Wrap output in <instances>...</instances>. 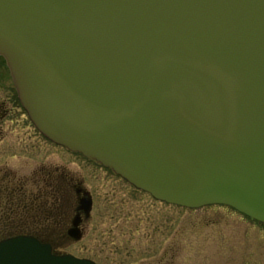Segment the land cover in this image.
Segmentation results:
<instances>
[{
  "label": "water",
  "instance_id": "1",
  "mask_svg": "<svg viewBox=\"0 0 264 264\" xmlns=\"http://www.w3.org/2000/svg\"><path fill=\"white\" fill-rule=\"evenodd\" d=\"M0 57L50 141L264 225V0H0ZM0 264L95 262L18 235Z\"/></svg>",
  "mask_w": 264,
  "mask_h": 264
},
{
  "label": "rangeland",
  "instance_id": "2",
  "mask_svg": "<svg viewBox=\"0 0 264 264\" xmlns=\"http://www.w3.org/2000/svg\"><path fill=\"white\" fill-rule=\"evenodd\" d=\"M9 71L0 57V103L13 97ZM7 136L21 156L40 137L21 108ZM26 125V126H24ZM37 143V142H35ZM63 165L83 178L97 209L92 231L65 252L96 264H264V225L223 205L185 208L159 202L112 171L65 151ZM111 229V230H110ZM61 252V251H60Z\"/></svg>",
  "mask_w": 264,
  "mask_h": 264
},
{
  "label": "flooded vegetation",
  "instance_id": "3",
  "mask_svg": "<svg viewBox=\"0 0 264 264\" xmlns=\"http://www.w3.org/2000/svg\"><path fill=\"white\" fill-rule=\"evenodd\" d=\"M7 98L11 106L6 99L0 103V240L26 235L48 243L54 253L65 252L67 246L83 240L93 230L98 206L83 178L65 170L64 153L72 152L38 132L40 137L33 138L37 143L26 142L31 137L19 139L26 145L25 151L13 159L18 141L7 136L9 130L3 125L11 126L20 107L15 93ZM86 191L91 196L89 210L83 201Z\"/></svg>",
  "mask_w": 264,
  "mask_h": 264
}]
</instances>
